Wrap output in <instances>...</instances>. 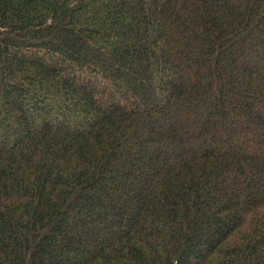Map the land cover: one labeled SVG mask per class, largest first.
<instances>
[{
	"label": "trees",
	"instance_id": "obj_1",
	"mask_svg": "<svg viewBox=\"0 0 264 264\" xmlns=\"http://www.w3.org/2000/svg\"><path fill=\"white\" fill-rule=\"evenodd\" d=\"M0 264H264V0H0Z\"/></svg>",
	"mask_w": 264,
	"mask_h": 264
},
{
	"label": "rangeland",
	"instance_id": "obj_2",
	"mask_svg": "<svg viewBox=\"0 0 264 264\" xmlns=\"http://www.w3.org/2000/svg\"><path fill=\"white\" fill-rule=\"evenodd\" d=\"M74 73H75V71H74ZM92 86L94 87H96V88H98V89H100V83L98 82V81H96V78L94 79V81H92Z\"/></svg>",
	"mask_w": 264,
	"mask_h": 264
}]
</instances>
